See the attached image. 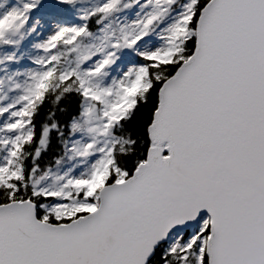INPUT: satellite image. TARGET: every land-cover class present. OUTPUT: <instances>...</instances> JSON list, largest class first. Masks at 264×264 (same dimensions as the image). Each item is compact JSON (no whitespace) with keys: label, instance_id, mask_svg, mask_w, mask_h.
I'll use <instances>...</instances> for the list:
<instances>
[{"label":"snow or ice","instance_id":"obj_1","mask_svg":"<svg viewBox=\"0 0 264 264\" xmlns=\"http://www.w3.org/2000/svg\"><path fill=\"white\" fill-rule=\"evenodd\" d=\"M0 264H264V0H0Z\"/></svg>","mask_w":264,"mask_h":264}]
</instances>
